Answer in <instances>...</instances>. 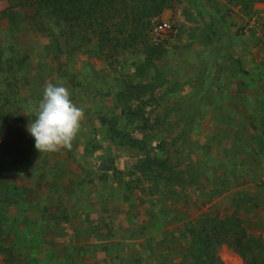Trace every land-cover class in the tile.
<instances>
[{"label":"rangeland","instance_id":"374dc122","mask_svg":"<svg viewBox=\"0 0 264 264\" xmlns=\"http://www.w3.org/2000/svg\"><path fill=\"white\" fill-rule=\"evenodd\" d=\"M60 1L71 21L72 2L81 5L78 38L91 41L69 38L40 0H0V264H164L161 239L150 261L138 240L169 213L226 219L223 264L264 257V1ZM94 7L104 18L90 27ZM162 21L173 30L160 39L152 27ZM99 23H110L107 56ZM149 47L160 50L134 76ZM49 82L85 111L74 152L40 153L27 131ZM146 156L181 173L177 202L165 180H140Z\"/></svg>","mask_w":264,"mask_h":264},{"label":"trees","instance_id":"16d2710c","mask_svg":"<svg viewBox=\"0 0 264 264\" xmlns=\"http://www.w3.org/2000/svg\"><path fill=\"white\" fill-rule=\"evenodd\" d=\"M253 1H261L263 2L264 0H252L251 4L253 3ZM40 2H42V4H45L48 6V9L51 11H48L49 14L51 15V17L53 18V14H57L56 17H59V19H56L57 22L59 23H55L56 26L57 25H64V32L66 33V35L69 38H75L76 40H80V41H91V38H86L84 36L79 37L81 32L79 29V25H80V21L79 19L82 18V13H81V5L77 6V2L73 1L72 2V6L75 8L71 9V13L72 14H76L74 16L73 21H71V19H68L67 16L63 15L62 10V2L60 0H40ZM77 6V8H76ZM97 11V15L95 16V12ZM107 13V11H105ZM87 13V18H86V22L90 21L88 23H91L89 26H93L92 24H94L96 21L99 20V18L103 17L104 18V13L102 10H98L96 7H94L93 10H89L87 8L86 10ZM63 20V21H62ZM67 20H69V22H66ZM66 22V23H65ZM110 24V23H109ZM108 23H99V27H103L105 26V29L102 30L103 33L99 36L98 38V50L100 55H105L107 56V54L105 53V49L109 48L111 46V42H104L103 41V37L104 35L108 34L111 32L110 26L106 27L109 25ZM143 24V23H142ZM135 26V27H134ZM139 26L138 23H136V25H132V27H134V32H136L137 27ZM111 27H113L114 30H117V33L119 34H123L124 32L128 31V23H112ZM110 30V31H108ZM93 34H95V32L93 31ZM98 34V33H96ZM131 39L128 40V44L132 45L133 42H135V37L130 36ZM116 38V37H115ZM91 43V42H90ZM58 44V43H57ZM76 51L82 50L80 45L76 44L75 45V49ZM159 48H155V47H149L147 51V55H146V66L143 67L142 69L138 68V73H136L134 76H138V74L140 75V70L145 71V68H149L152 64L153 59L156 58L158 52H159ZM105 53V54H104ZM141 64V63H140ZM138 64V66L140 65ZM22 68V67H21ZM20 68V69H21ZM16 73L17 72H13L12 69H10V73L9 76H7V78L10 80H13V82H15L17 80L16 77ZM14 83H12L13 85ZM11 85V82H10ZM145 88H147V85H141L140 88V92H143L145 90ZM146 92V91H145ZM144 93V92H143ZM141 93V94H143ZM140 94V96H141ZM139 96V98H140ZM119 97L123 98L125 100V103H129L125 98L127 97L126 93H120ZM113 133V135L111 134V138L112 140H116V136H120L121 138H123L122 141L126 142L125 139L127 137V135H124L122 133H115V132H111ZM115 134V135H114ZM117 134V135H116ZM134 142V141H133ZM134 144V143H132ZM73 148V147H72ZM97 151L98 149H95L93 151ZM74 148L72 149L71 152H74ZM169 165H167L164 161H160L159 159H156L154 157H149L146 156V158H143L141 160H138L136 162V170H138L139 172H141L140 174L142 175L141 177L139 176L140 180L142 181L143 178L152 181L157 184L159 182L160 179L165 180V189L170 190V193L174 194V198L173 199H169L171 200L173 203L179 199V196L175 194L174 190L171 189V187L173 186V184H182V182L184 181L183 176L181 175V173H177L175 171H173L172 169H167ZM166 168V170L164 171L163 169ZM60 171V170H59ZM62 172V171H60ZM118 172V171H117ZM119 174H122L121 171L118 172ZM168 173L169 177H171V179H169L165 174ZM107 176L102 177V180H107ZM173 179H175V181H173ZM139 180V181H140ZM200 181V177L194 176V181ZM138 181V182H139ZM89 182V181H86ZM70 186V184H69ZM56 187H59L61 189L60 185H57ZM173 188V187H172ZM26 191V190H25ZM23 191V192H25ZM152 192V191H150ZM84 196V195H83ZM23 200V199H22ZM30 201V202H34L35 200L33 199L32 196L27 195L24 200L22 201L23 204H25L26 201ZM154 202H152L153 204ZM28 204V203H26ZM45 214V212H44ZM166 216H170V214L168 215H163V217ZM175 219L173 221H170V226H175L172 230H165L163 233L159 234V235H155V236H148L145 237L146 239L145 244H147V251L149 252V258L148 261H150L151 259L154 258V253L155 250L159 251L160 246H157L156 244L158 243L159 239H161L162 244L165 246V254L161 255L160 258H162L164 261V264H223L221 261H219L218 257H217V250L219 249V247L223 244H229L231 245V243L224 237L226 235L223 234V231H227V225H226V219L222 218V217H211L210 214L207 213H202L200 216H198V218L192 219V220H187V218L185 216H179L177 217V215H175ZM178 219V220H177ZM174 236H178L181 237L182 239H185V242H187L188 244H185V248H183L181 245L178 246L179 241L174 242L173 238ZM177 238V237H176ZM183 239V240H184ZM173 245H169V243H171ZM181 246V247H180ZM175 249V250H174ZM156 251V252H157ZM245 256V254H244ZM245 262L244 264H264V257L262 256H251V259H247L245 257ZM155 263V261H154Z\"/></svg>","mask_w":264,"mask_h":264},{"label":"clouds","instance_id":"9594fccd","mask_svg":"<svg viewBox=\"0 0 264 264\" xmlns=\"http://www.w3.org/2000/svg\"><path fill=\"white\" fill-rule=\"evenodd\" d=\"M36 119L27 126L40 153L71 150L82 131L85 111L77 106L64 86L46 83L42 99L34 109Z\"/></svg>","mask_w":264,"mask_h":264},{"label":"crops","instance_id":"0c3cea01","mask_svg":"<svg viewBox=\"0 0 264 264\" xmlns=\"http://www.w3.org/2000/svg\"><path fill=\"white\" fill-rule=\"evenodd\" d=\"M140 203H142V204H144V205H147V203H146V201L145 202H143V201H140ZM33 209V208H32ZM34 210V209H33ZM133 212V211H132ZM170 214V216H166V217H163L162 218V220L164 219L165 220V222L167 223L165 226H164V228L163 229H159L158 231H155V232H151L150 234H148L147 236H145V237H148L149 235L150 236H157V235H159V234H161V233H163L165 230H172L175 226H170V221H173V220H176L175 219V215H177V217H179V215L178 214H174V213H169ZM131 217H133L132 218V220H134V215H132ZM180 217H181V215H180ZM193 218H191V217H189V218H187V220H192ZM178 220V219H177ZM142 227V225L140 226V228ZM109 228H111L112 229V227H111V225L109 226ZM115 228V227H114ZM142 238V239H139L138 241H143V240H145L146 238Z\"/></svg>","mask_w":264,"mask_h":264},{"label":"built area","instance_id":"2783aa9c","mask_svg":"<svg viewBox=\"0 0 264 264\" xmlns=\"http://www.w3.org/2000/svg\"><path fill=\"white\" fill-rule=\"evenodd\" d=\"M172 25L168 21H162L160 23H155L152 27L153 34L160 39L167 36L168 33L172 32Z\"/></svg>","mask_w":264,"mask_h":264}]
</instances>
